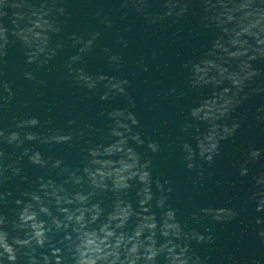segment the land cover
Instances as JSON below:
<instances>
[{
    "label": "water",
    "instance_id": "1",
    "mask_svg": "<svg viewBox=\"0 0 264 264\" xmlns=\"http://www.w3.org/2000/svg\"><path fill=\"white\" fill-rule=\"evenodd\" d=\"M167 2L0 0V241L16 264L79 260L85 235L96 264H186L187 246L264 264V8Z\"/></svg>",
    "mask_w": 264,
    "mask_h": 264
},
{
    "label": "clouds",
    "instance_id": "2",
    "mask_svg": "<svg viewBox=\"0 0 264 264\" xmlns=\"http://www.w3.org/2000/svg\"><path fill=\"white\" fill-rule=\"evenodd\" d=\"M144 3V0H137V5L142 6ZM8 5V4H6ZM165 6L169 9V11L165 14L170 16L172 14V9L174 7V4L172 3V0H168L167 3H165ZM264 8V0H255L254 4H253V10L255 9H262ZM63 12V9H61ZM185 11H187L186 7L185 8H181L180 11L177 13V15H182ZM5 14H7L5 12ZM161 19H163L164 17H160ZM155 22V21H153ZM95 36H98L99 33L94 34ZM6 54V53H5ZM113 60H116L117 57H112ZM27 76H29V78H32L30 74H27ZM238 125L234 124V129H237ZM219 148V147H218ZM218 148L213 151L211 154L204 156L202 154H199V156L201 158L206 159V161L211 164L212 160H213V154L216 153L218 151ZM158 150V149H156ZM193 156L191 157H186L188 163H187V167L188 169H193L194 168V162H193ZM247 173V169L243 168V166L241 167V175L244 176ZM258 212H264L261 210L260 207H257L256 209ZM235 213L232 212L231 216H234ZM217 220H219L221 217H215ZM257 223H261V221L258 219ZM43 235V233L37 231L36 232V237L39 240V238ZM259 235L264 238V231H261L259 233ZM190 238H194L196 239L198 242H204L206 237L204 235H202L201 233H199L198 231L196 233H189L186 237H185V242L189 241ZM207 239H211V236L207 237ZM40 243H43V241H39ZM74 244L77 246V251L79 252V260L76 259V256L69 253L67 257H64L65 259V264H96V259H93V257H96L98 254L101 253V249L100 247L97 245L96 241L94 238L90 237V236H83L81 237L79 240L75 241ZM187 246V243H186ZM0 248L3 249V252L6 254L4 257V264H16L17 261V256L14 253V249L13 246H10L7 242L4 241H0ZM188 251L184 256V260L186 262V264H201V261L197 258L196 260H192L188 253H189V247L187 246ZM134 251V249H133ZM57 264H60V261L57 260Z\"/></svg>",
    "mask_w": 264,
    "mask_h": 264
}]
</instances>
